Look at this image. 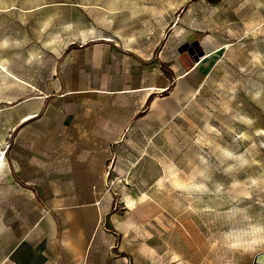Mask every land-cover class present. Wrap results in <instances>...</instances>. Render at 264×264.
<instances>
[{"label":"rangeland","instance_id":"rangeland-1","mask_svg":"<svg viewBox=\"0 0 264 264\" xmlns=\"http://www.w3.org/2000/svg\"><path fill=\"white\" fill-rule=\"evenodd\" d=\"M107 41L122 86L155 95L108 150L95 223L80 212L86 225L59 228L63 263L253 264L264 252V0H0L1 184L9 157L33 153L16 146V125L41 106L25 97L42 55Z\"/></svg>","mask_w":264,"mask_h":264},{"label":"crops","instance_id":"crops-1","mask_svg":"<svg viewBox=\"0 0 264 264\" xmlns=\"http://www.w3.org/2000/svg\"><path fill=\"white\" fill-rule=\"evenodd\" d=\"M118 51L107 41L42 55L39 89L30 85L25 97L40 98L41 106L26 109L16 125H25L16 146L33 153L9 157L6 184L0 182V264H64L68 238L59 228L86 225L85 212L95 223L108 150L137 131L155 95L122 86ZM73 196L77 201L68 202ZM86 239L79 237L80 248H87Z\"/></svg>","mask_w":264,"mask_h":264},{"label":"water","instance_id":"water-1","mask_svg":"<svg viewBox=\"0 0 264 264\" xmlns=\"http://www.w3.org/2000/svg\"><path fill=\"white\" fill-rule=\"evenodd\" d=\"M253 264H264V252L254 257Z\"/></svg>","mask_w":264,"mask_h":264}]
</instances>
